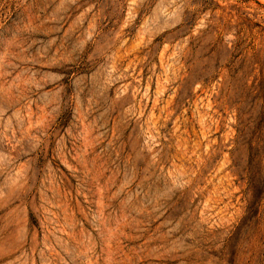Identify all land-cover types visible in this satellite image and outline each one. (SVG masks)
<instances>
[{"label":"rangeland","instance_id":"1","mask_svg":"<svg viewBox=\"0 0 264 264\" xmlns=\"http://www.w3.org/2000/svg\"><path fill=\"white\" fill-rule=\"evenodd\" d=\"M0 264H264V0H0Z\"/></svg>","mask_w":264,"mask_h":264}]
</instances>
